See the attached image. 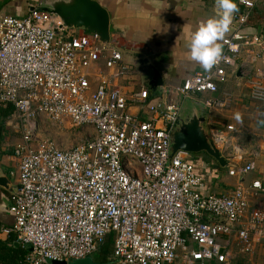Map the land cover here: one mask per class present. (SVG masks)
<instances>
[{
	"label": "built area",
	"instance_id": "obj_1",
	"mask_svg": "<svg viewBox=\"0 0 264 264\" xmlns=\"http://www.w3.org/2000/svg\"><path fill=\"white\" fill-rule=\"evenodd\" d=\"M234 14L243 27L264 0H237ZM61 20L35 9L25 17L0 18V103L13 106L10 124L22 135L14 150L19 185L11 212L14 223L0 234L14 235L27 250L23 264H54L93 257L114 236L116 264H231L264 241V210L239 185L227 194L204 195L191 153L170 160V132L181 98L216 93L235 73L245 46L264 51V31H236L224 39L223 58L210 71L198 72L181 86L150 101L144 88L129 96L111 86L95 67L104 53L106 66L119 76L135 69L121 49L101 45L92 32L66 30ZM63 35V36H61ZM259 55L252 53L250 63ZM249 63V62H248ZM94 68V69H93ZM249 83L251 98L264 103V71ZM98 80L92 90L91 77ZM207 107L228 106L230 98L207 99ZM132 105L149 113L142 119ZM70 123L94 134L64 149L39 137V121ZM234 125L211 131L213 142L230 162ZM232 146V145H231ZM253 163L231 168L244 177ZM250 192L264 194L255 180ZM215 215L232 225L211 221Z\"/></svg>",
	"mask_w": 264,
	"mask_h": 264
},
{
	"label": "crops",
	"instance_id": "obj_2",
	"mask_svg": "<svg viewBox=\"0 0 264 264\" xmlns=\"http://www.w3.org/2000/svg\"><path fill=\"white\" fill-rule=\"evenodd\" d=\"M97 1L110 13L112 46L143 53L150 57L165 79V92L181 86L195 73L205 71L190 60L187 45L199 23L216 14L215 0ZM42 2L43 0H0V18L25 17ZM235 3L238 7L237 12L243 10L237 0ZM256 15H259V18H255ZM236 31L248 36L262 33L264 5L260 4L252 11L249 21L243 27L239 26L233 15L230 31L224 39L232 36ZM223 41L220 42L222 45ZM252 53L259 55L254 63H250ZM109 55L108 52L104 53L95 67L101 68L102 73L109 77L112 88L120 90L127 96L144 88L149 90L144 76L135 66V69L130 72L119 76L112 75V71L106 66ZM126 61L132 63L129 59ZM258 69L264 71L263 49L258 45L245 46L238 57L236 72L229 71L227 81L220 85L218 92L200 94L191 98L201 102L207 99H231L228 106L207 108L210 132L214 129L224 130L227 125H234L237 129L231 139L232 146L230 145L231 149L233 146L236 147L232 152L235 157L230 159V162L227 160L230 166L217 167V162L203 152L191 153L189 160L203 179L202 185L197 188L199 192L204 195L210 193L223 195L242 184L249 190L250 203L264 210V194L255 196L250 192V187L255 180H260L264 184V103L251 98L249 86L252 80H258L256 78ZM262 81L264 83V80ZM91 86L92 90L98 86V80L93 79V76ZM164 93L158 97H152L150 94V101L162 99ZM130 112L145 120L149 118L147 110L139 106L132 105ZM8 120L9 117L4 119V123L8 124L10 122ZM4 123L3 130H5ZM18 134L21 136L19 132ZM20 142V138L8 140L3 131L0 140V166L4 174L17 186L19 175L14 150ZM250 163H253L254 169L244 177L229 174L231 168L244 167ZM13 201L14 195L0 187V229L2 226H10L14 223V215L11 212ZM100 250L93 256L99 263L102 261L98 258ZM112 250L114 251V246ZM113 251L108 257V264H116ZM23 252L26 254V249L14 235L6 237L0 234V264H23ZM231 264H264V241L256 239L254 252L237 256Z\"/></svg>",
	"mask_w": 264,
	"mask_h": 264
},
{
	"label": "water",
	"instance_id": "obj_3",
	"mask_svg": "<svg viewBox=\"0 0 264 264\" xmlns=\"http://www.w3.org/2000/svg\"><path fill=\"white\" fill-rule=\"evenodd\" d=\"M61 20V28L66 30L87 31L99 36L101 45L110 48L111 44V19L109 11L97 0H43L39 7H34ZM255 18H259L256 15ZM126 59L144 76L146 85L152 97L161 96L165 92V79L153 62L143 53L121 49ZM181 108L178 117L171 128L170 160L178 151L188 153H205L217 162V167L230 166L220 149L213 142L208 124L207 106L198 100L189 97L181 98ZM0 187L16 195L18 186L4 174L0 166ZM211 221L232 225L225 219L215 215L208 217ZM54 264H68L67 262H54ZM70 264H101L94 257L74 260Z\"/></svg>",
	"mask_w": 264,
	"mask_h": 264
},
{
	"label": "clouds",
	"instance_id": "obj_4",
	"mask_svg": "<svg viewBox=\"0 0 264 264\" xmlns=\"http://www.w3.org/2000/svg\"><path fill=\"white\" fill-rule=\"evenodd\" d=\"M214 8L216 14L199 23L187 45L190 60L205 71H210L223 58L220 42L230 31L233 15L238 11L235 0H215Z\"/></svg>",
	"mask_w": 264,
	"mask_h": 264
},
{
	"label": "rangeland",
	"instance_id": "obj_5",
	"mask_svg": "<svg viewBox=\"0 0 264 264\" xmlns=\"http://www.w3.org/2000/svg\"><path fill=\"white\" fill-rule=\"evenodd\" d=\"M63 36V35H61ZM10 121V120H8ZM2 124L4 119H2ZM9 124V125H8ZM4 123V135L9 140H16L20 138L22 140V135L20 136L18 132L13 128L10 122ZM13 133V135L11 134ZM39 137L42 139H52L55 140L61 148L68 149L76 147L85 138H90L93 136L94 132L89 128L75 127L70 123H64L61 127L54 125L52 122L41 119L39 121Z\"/></svg>",
	"mask_w": 264,
	"mask_h": 264
},
{
	"label": "trees",
	"instance_id": "obj_6",
	"mask_svg": "<svg viewBox=\"0 0 264 264\" xmlns=\"http://www.w3.org/2000/svg\"><path fill=\"white\" fill-rule=\"evenodd\" d=\"M242 11V10H241ZM239 11V12H241ZM15 109L13 106H4L1 104V107H0V140H1V137L3 135V124H2V119H7L8 117H10L13 113H14ZM113 246H114V236L111 234L107 237L104 245L102 246L100 252H99V256L98 258L100 259L101 258V262L104 264H108V257L112 254V249H113ZM27 252V250H26ZM24 252H23V259H24ZM23 259H22V262H23ZM100 262V263H101Z\"/></svg>",
	"mask_w": 264,
	"mask_h": 264
}]
</instances>
